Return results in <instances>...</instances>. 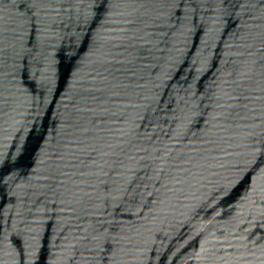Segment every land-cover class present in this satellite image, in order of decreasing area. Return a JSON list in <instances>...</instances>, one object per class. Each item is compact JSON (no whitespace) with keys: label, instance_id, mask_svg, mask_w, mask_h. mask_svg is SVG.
<instances>
[{"label":"water","instance_id":"1","mask_svg":"<svg viewBox=\"0 0 264 264\" xmlns=\"http://www.w3.org/2000/svg\"><path fill=\"white\" fill-rule=\"evenodd\" d=\"M0 264H264V0H0Z\"/></svg>","mask_w":264,"mask_h":264}]
</instances>
